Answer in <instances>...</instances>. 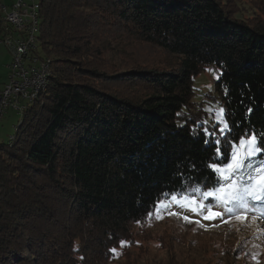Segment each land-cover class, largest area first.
<instances>
[{"label": "trees", "instance_id": "obj_1", "mask_svg": "<svg viewBox=\"0 0 264 264\" xmlns=\"http://www.w3.org/2000/svg\"><path fill=\"white\" fill-rule=\"evenodd\" d=\"M104 11L178 65L109 74L94 64L90 32ZM41 16L50 79L14 140L0 143V264H109L162 198L216 184L206 166L217 162L214 145L202 123L193 131L206 116L191 107L205 67L220 73L231 129L221 151L227 138L264 133V21L223 0H42Z\"/></svg>", "mask_w": 264, "mask_h": 264}, {"label": "rangeland", "instance_id": "obj_2", "mask_svg": "<svg viewBox=\"0 0 264 264\" xmlns=\"http://www.w3.org/2000/svg\"><path fill=\"white\" fill-rule=\"evenodd\" d=\"M223 1L250 21H264V0ZM7 2L9 0H0V5ZM94 19L96 24L92 25L90 32L94 37L92 45L96 47L91 49L95 51L93 63L102 66L109 74L142 66L169 68L178 65V55L145 42L125 26L118 25L108 12L104 11L98 17L94 15ZM2 28L0 21V34ZM9 57L8 49L0 46V82L7 80ZM219 77V71L214 66H208L193 82V116L206 112L204 119H199L207 120L210 125L214 124L215 117L206 109L223 107L215 87ZM127 86H136L146 93L153 91L144 84H114V88L121 91ZM21 120L22 116L17 111L11 109L6 112L0 122L3 142L9 143ZM261 143L264 144V141ZM216 185L217 181L214 187L204 189L194 184L183 192L162 198L145 219L131 225L129 240L120 243L109 264H264V215L261 214L264 201L253 202V210H244L238 203L225 206L215 197L204 196L205 191L214 190ZM57 191L51 188L46 193L49 198H57ZM193 192L194 196L189 195ZM172 196L176 199H171ZM228 207L233 209L231 213ZM212 213L219 215L207 219ZM56 217L62 221L66 219L64 207L58 210Z\"/></svg>", "mask_w": 264, "mask_h": 264}, {"label": "built area", "instance_id": "obj_3", "mask_svg": "<svg viewBox=\"0 0 264 264\" xmlns=\"http://www.w3.org/2000/svg\"><path fill=\"white\" fill-rule=\"evenodd\" d=\"M41 1L11 0L10 5H0V46H5L11 56L7 80L0 84V122L11 109L23 117L27 107L47 88L51 59L40 49ZM20 123L15 127L16 134ZM0 143H4L1 138Z\"/></svg>", "mask_w": 264, "mask_h": 264}, {"label": "snow or ice", "instance_id": "obj_4", "mask_svg": "<svg viewBox=\"0 0 264 264\" xmlns=\"http://www.w3.org/2000/svg\"><path fill=\"white\" fill-rule=\"evenodd\" d=\"M206 111L215 117L212 130H210L208 121L204 120L197 121L193 131L199 129L202 123L205 144L214 145V156L217 162L206 166L215 173L217 185L214 190L205 191L204 196L215 197L225 206L238 203L244 210H253V202L264 201V155H262L264 144L261 143L264 140V133L245 131L238 140L227 138L224 144L225 152H222L221 139L231 131L225 117V110L223 107H209ZM248 111L250 113L251 109ZM218 193L223 195H218ZM189 195L194 196L195 193ZM171 199L175 200L176 197L172 196ZM232 211L233 209L228 207V212ZM261 214L264 215V211ZM218 215L219 213H212L206 218L213 219Z\"/></svg>", "mask_w": 264, "mask_h": 264}, {"label": "crops", "instance_id": "obj_5", "mask_svg": "<svg viewBox=\"0 0 264 264\" xmlns=\"http://www.w3.org/2000/svg\"><path fill=\"white\" fill-rule=\"evenodd\" d=\"M6 4H7V5H10V4H11V0H9V2H7ZM9 53H10V52H9ZM10 58H11V56L9 57V61H10ZM5 81H6V79H5ZM5 81H4V80L1 81L0 84H1V83H4Z\"/></svg>", "mask_w": 264, "mask_h": 264}]
</instances>
